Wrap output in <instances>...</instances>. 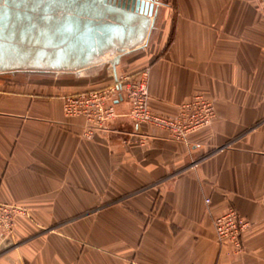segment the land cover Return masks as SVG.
I'll return each instance as SVG.
<instances>
[{
  "label": "crops",
  "instance_id": "obj_1",
  "mask_svg": "<svg viewBox=\"0 0 264 264\" xmlns=\"http://www.w3.org/2000/svg\"><path fill=\"white\" fill-rule=\"evenodd\" d=\"M132 1L6 0L0 200L28 215L0 264H264V0ZM107 64L147 79L157 114L205 94L218 118L178 140L121 97L84 137L62 97L108 84ZM232 206L242 254L214 224Z\"/></svg>",
  "mask_w": 264,
  "mask_h": 264
},
{
  "label": "built area",
  "instance_id": "obj_2",
  "mask_svg": "<svg viewBox=\"0 0 264 264\" xmlns=\"http://www.w3.org/2000/svg\"><path fill=\"white\" fill-rule=\"evenodd\" d=\"M106 75L111 81L87 92L68 93L62 97L63 111L67 118H83L82 135L93 138L100 130H106L118 116L116 103L121 97L131 103L129 116L139 123L168 130L178 140H186L191 134L212 125L218 118L216 101L205 94L194 95L181 104L176 116L155 113L150 107L151 89L147 79L132 73H119L113 64L105 65ZM195 162L194 165H197ZM211 202V198H207ZM28 215V209L20 204L0 200V231L12 234L19 215ZM214 224L221 243H231L233 251H245L243 235L249 221L234 206L216 216Z\"/></svg>",
  "mask_w": 264,
  "mask_h": 264
},
{
  "label": "water",
  "instance_id": "obj_3",
  "mask_svg": "<svg viewBox=\"0 0 264 264\" xmlns=\"http://www.w3.org/2000/svg\"><path fill=\"white\" fill-rule=\"evenodd\" d=\"M130 3L132 4L133 8H136L137 10H141L145 12H147L150 9V7L152 8V5H149L145 1H142V0H133Z\"/></svg>",
  "mask_w": 264,
  "mask_h": 264
},
{
  "label": "rangeland",
  "instance_id": "obj_4",
  "mask_svg": "<svg viewBox=\"0 0 264 264\" xmlns=\"http://www.w3.org/2000/svg\"><path fill=\"white\" fill-rule=\"evenodd\" d=\"M6 3H7L6 0H0V22H1V19H3V17H5V15L3 13L4 12L6 13V11H7V4Z\"/></svg>",
  "mask_w": 264,
  "mask_h": 264
}]
</instances>
